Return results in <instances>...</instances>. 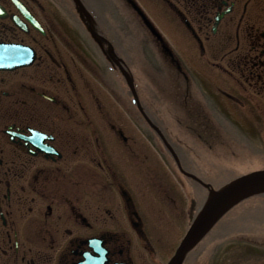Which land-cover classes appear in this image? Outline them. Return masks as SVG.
<instances>
[{
  "label": "flooded vegetation",
  "instance_id": "flooded-vegetation-1",
  "mask_svg": "<svg viewBox=\"0 0 264 264\" xmlns=\"http://www.w3.org/2000/svg\"><path fill=\"white\" fill-rule=\"evenodd\" d=\"M16 1L28 17L0 0V42L27 45L35 58L0 70V264H164L173 245L157 235L132 180L146 184L174 161L171 151L117 86L108 42L93 40L73 0ZM134 1L181 65L213 70L204 92L184 77L197 91L185 86L174 126L211 132L212 114H254L264 136V0ZM81 2L109 42L122 31L121 10L136 14L127 0ZM144 110L176 152L177 130Z\"/></svg>",
  "mask_w": 264,
  "mask_h": 264
},
{
  "label": "rangeland",
  "instance_id": "rangeland-1",
  "mask_svg": "<svg viewBox=\"0 0 264 264\" xmlns=\"http://www.w3.org/2000/svg\"><path fill=\"white\" fill-rule=\"evenodd\" d=\"M125 36L133 48V59L137 56L141 61H146L139 50L142 46L145 47L140 40H137L141 36L140 31H137L135 34L131 32ZM154 53L157 55L156 50L154 52L149 49L147 50L148 60L152 64L158 65L157 62L155 63L151 61V59L155 57ZM184 54L189 60L192 57L191 49H185ZM149 66L148 62L147 67L150 70L156 69ZM194 67H197V65ZM206 68L208 70L207 75L211 74V71L213 70L207 66ZM188 69L192 74L198 76V74L190 67H188ZM159 70L161 72L159 71L158 75L162 78L165 76V73L162 72L161 68ZM201 70L202 69H199L198 71ZM149 76L152 82H150L149 79L145 80V86L148 87L147 91L150 94V99L156 101L159 96L155 92L157 91L154 86L155 80L150 73ZM170 77L171 72H167V76L164 79H160V81L163 83L165 90L172 94V82ZM154 105L157 107L158 104ZM173 107L174 104L168 102L169 111L167 112L171 113V115L173 114ZM243 116L245 118L241 119V121L236 116H232L236 120V122L233 121L235 124L222 118V120L218 119L221 125H223L218 133L227 132V143L225 146L202 147L196 146L195 143L190 142L186 149L182 147H180L181 150L179 151L177 149L183 168L197 173L198 175H202L201 170L198 167L202 164H206L205 168L211 170V173L209 174L210 182L213 183L214 186H219L228 182L232 179L231 177L238 174V172L240 173L241 171L247 170L245 168L249 169L258 167L256 164H251L253 160H256L252 155L257 156L259 159L257 153L253 152V144L261 149V152H264V136L258 131L257 126L253 121V117L256 115L253 114V116H246L244 114ZM261 123H263L264 128V118L262 117ZM170 128L177 130L178 133L180 131V129H177L173 123ZM244 133L249 136L250 141L244 137ZM184 134L186 135L185 132ZM251 138H253L255 142L251 141ZM191 152L196 154L199 165H194L192 162H188V155ZM205 154L206 159H203ZM253 165L255 166L253 167ZM240 166H243V168L240 169ZM160 168L159 171H161L163 177H153L155 174L148 172V175L146 176V185H141L139 187L137 176L133 175L136 183L132 180V185L134 191L138 193L136 196L140 199L141 206H144L148 213L146 217L155 223L158 232L157 235H161L165 244L171 243L172 245L177 243L176 237L179 236L180 240L185 231L184 213L187 206V200L184 193H182L181 187L162 167ZM150 176H152L151 179L149 178ZM155 177H159L163 183L161 181L159 183ZM151 183L154 185H151ZM166 184H169V187L171 185V187L174 186L175 188V191L173 190L175 193L171 192L169 196L179 198V206L177 209L175 208V213H173V210H168V208L164 209V206H173L170 197H167L166 193L162 190L163 187H166ZM155 190L161 192L162 195L160 198L162 201L157 197L159 193H155ZM197 190L200 192L198 188ZM250 204L251 207L241 204L239 205V209H236L231 213L228 212L223 218L224 222H220L212 229V232L210 233L212 238L210 237L202 243L201 247L196 249L197 251L195 250L194 254L189 257L186 264H264V206H255L253 203ZM249 219L251 220L249 221ZM230 220L231 223H229Z\"/></svg>",
  "mask_w": 264,
  "mask_h": 264
},
{
  "label": "water",
  "instance_id": "water-1",
  "mask_svg": "<svg viewBox=\"0 0 264 264\" xmlns=\"http://www.w3.org/2000/svg\"><path fill=\"white\" fill-rule=\"evenodd\" d=\"M80 9L86 14L87 19L89 16L85 11L83 5L79 0H76ZM133 7L137 10L140 16L143 18L147 27L151 32L162 41L161 37L144 17L137 6L130 1ZM164 51L172 57L171 51L166 45L163 46ZM32 53L29 48L19 45H0V69L7 68L12 69L18 66L24 65L31 57ZM31 59V58H30ZM127 76V75H126ZM128 82L131 85L130 79ZM140 107V106H139ZM146 117V115H145ZM148 122L150 120L146 117ZM181 171L196 180L204 187L208 188L209 195L198 211L197 215L193 219L186 234L180 241L173 256L166 264H182L186 254L201 240V238L211 229V227L221 218V216L230 209L235 203L241 199L253 194L264 192V170L254 171L239 178H236L228 184L222 186L218 190H214L209 184L202 182L199 178L189 173Z\"/></svg>",
  "mask_w": 264,
  "mask_h": 264
}]
</instances>
